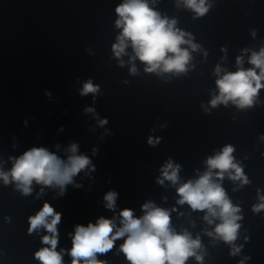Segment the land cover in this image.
I'll return each instance as SVG.
<instances>
[{
	"label": "clouds",
	"instance_id": "clouds-1",
	"mask_svg": "<svg viewBox=\"0 0 264 264\" xmlns=\"http://www.w3.org/2000/svg\"><path fill=\"white\" fill-rule=\"evenodd\" d=\"M182 3L198 16H203L209 7L206 0H182ZM115 11L119 17L115 23L121 29L117 43L113 45L117 58L125 53L130 44L135 53L133 59L138 58L143 62L146 72L179 74L187 71L192 58L189 48L195 51L199 46L192 42L190 34L175 27V19L161 17L159 12L149 7L147 0H124ZM186 36L189 38L185 39ZM182 45L189 47H181ZM242 63V57H237V64ZM249 63L253 65L252 68L240 67L236 72H226L217 79L219 95L210 101L213 107L221 103L227 105L229 101L239 108L253 105L260 89L264 88L261 83L264 81V47L259 52H252ZM130 71L135 74V66ZM216 72H221L219 66ZM97 91L98 86H94L89 80L84 84L81 95ZM87 111L91 112L93 109L89 108ZM100 123L103 125L107 120ZM148 143L154 145L158 143V139L149 137ZM69 151L72 155L65 161L46 148H32L15 159L10 171L0 170V180L6 185L15 182L16 188L24 195L32 192L33 182L45 187H58L63 195L73 178L91 164L87 156L76 154V144H72ZM233 152V146L226 145L219 153L207 159V171L196 180L180 184L176 191L180 197L178 204H187L192 210H206L204 220L209 225L216 219L220 221L207 235L231 245V254L236 255L242 247L233 243L237 240L241 227L238 223L242 219L238 215L240 208L233 205L224 188L217 182V178L222 180L225 174L233 181L239 180L243 184L249 182L242 167L234 162ZM179 169L180 165H174L169 160L162 169L163 178L158 183L163 184L164 180H168L175 185L179 180ZM116 198L115 191H109L104 196L108 209L115 208ZM260 200L261 203L253 207L254 212L264 210V196ZM142 209L144 214L140 217H136L131 209H123L119 213V226L115 217H100L94 224L90 222L87 226L77 225L72 236V248L68 252L72 258L71 264H105L96 258L97 254L110 251L119 238H125L120 245V251L130 264H186L190 257L202 264L203 252L199 236L192 238L187 231L177 233L172 229L170 212L167 209L156 207L152 202L145 203ZM60 221L61 213L55 211L48 202L35 215L29 217V233L40 229L49 233L41 238L42 243L49 247H43L35 253L40 264H63L64 250L57 251V225Z\"/></svg>",
	"mask_w": 264,
	"mask_h": 264
}]
</instances>
